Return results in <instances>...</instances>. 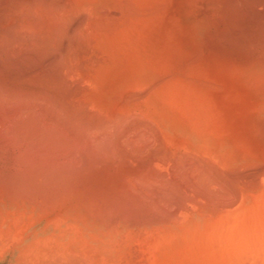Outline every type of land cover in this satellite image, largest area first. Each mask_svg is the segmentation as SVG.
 Wrapping results in <instances>:
<instances>
[{
	"label": "bare ground",
	"instance_id": "bare-ground-1",
	"mask_svg": "<svg viewBox=\"0 0 264 264\" xmlns=\"http://www.w3.org/2000/svg\"><path fill=\"white\" fill-rule=\"evenodd\" d=\"M0 264H264V0H0Z\"/></svg>",
	"mask_w": 264,
	"mask_h": 264
}]
</instances>
